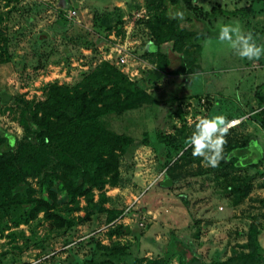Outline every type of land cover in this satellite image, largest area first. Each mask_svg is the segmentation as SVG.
Here are the masks:
<instances>
[{"label":"rangeland","instance_id":"374dc122","mask_svg":"<svg viewBox=\"0 0 264 264\" xmlns=\"http://www.w3.org/2000/svg\"><path fill=\"white\" fill-rule=\"evenodd\" d=\"M194 1L204 9L213 3L227 10L241 5ZM250 7L246 16L209 20L215 27L198 44L195 64L169 75L158 66L157 53H148L144 22L159 12L158 0L100 5L93 0H0V129L16 140L26 138L21 125L27 106L42 99L48 84L72 87L101 62L131 83L158 74L145 90L149 103L100 119L105 129L129 139L119 157L117 185L92 191L91 204L82 198L70 203L55 179L29 178L31 200H45L52 217L34 212L33 204L0 206V264H185L190 256L211 264L245 252L252 229L264 248V164L238 168L220 160L218 167H205L185 145L200 117L228 120L249 114L264 123V56L241 59L217 42L221 26L238 22L264 44V5ZM141 11L146 20H136ZM184 18L179 20L186 29L201 27ZM194 42L184 43L185 55L196 54ZM169 46L160 45L159 55ZM250 122L229 130L226 141L247 144L248 138H257L259 127ZM185 149L187 154H181ZM224 150L225 145L222 156ZM245 151L237 152L239 158ZM232 179L248 187L235 206L229 194ZM165 181L169 184L162 186ZM117 226L132 235L115 234Z\"/></svg>","mask_w":264,"mask_h":264},{"label":"trees","instance_id":"16d2710c","mask_svg":"<svg viewBox=\"0 0 264 264\" xmlns=\"http://www.w3.org/2000/svg\"><path fill=\"white\" fill-rule=\"evenodd\" d=\"M249 2L259 3L260 0ZM261 4L264 5V1ZM158 6L160 9L156 16L144 22L151 43L148 53H157L158 66L169 75L183 72L195 64L201 51L198 44L215 27L210 26L211 20L235 18L240 14V9L227 10L226 5L218 3L204 9L194 0H158ZM183 9L188 13L184 19H193L201 25L200 28L188 30L180 25L179 19L168 14L169 10L173 15ZM187 40L196 42V54L190 56L182 52ZM164 43H170V46L164 55H159V47ZM157 78L158 74L151 72L142 81L131 83L118 69L101 62L72 87L48 84L42 99L27 106V115L21 125L25 139L16 140L0 129V206L19 204L26 208L33 204L34 212H43L45 217L51 218L45 200H31L28 192L27 180L39 175L44 181L50 178L58 181L70 203L82 198L91 204L92 191L115 187L119 157L128 150L129 139L105 129L100 119L121 115L138 104L149 103L150 97L145 90ZM246 118L264 130V123L257 118L251 115ZM245 147L246 142L236 144L228 140L221 160L238 168L254 167L263 162L253 155L252 160L241 165L237 152ZM186 150L181 154L186 155ZM168 184L169 181H165L162 186ZM23 187H26L24 194H19ZM229 194L231 205H238L248 195V187L242 181L232 179ZM114 233L132 235L128 228L120 226ZM257 237L258 232L250 230L243 246L245 252H234L225 260L212 261L211 264H264V248L258 244ZM115 251L113 249L111 253Z\"/></svg>","mask_w":264,"mask_h":264},{"label":"clouds","instance_id":"9594fccd","mask_svg":"<svg viewBox=\"0 0 264 264\" xmlns=\"http://www.w3.org/2000/svg\"><path fill=\"white\" fill-rule=\"evenodd\" d=\"M172 18L183 19L184 12L176 11ZM217 42L227 44L241 59L259 60L264 56V44H258L251 32H245L239 25H223L219 29ZM229 131L228 122L223 116L200 117L191 135L185 140L191 155L201 158L205 167H218L222 159L225 137Z\"/></svg>","mask_w":264,"mask_h":264},{"label":"crops","instance_id":"0c3cea01","mask_svg":"<svg viewBox=\"0 0 264 264\" xmlns=\"http://www.w3.org/2000/svg\"><path fill=\"white\" fill-rule=\"evenodd\" d=\"M236 1H238L237 3H240L241 4V5H239L240 8H238V9H240V13H242L241 16H246L247 13L250 12V10H251L250 5H252V4H250L249 0H236ZM236 1H234V2H236ZM263 1L264 0H260L259 3L263 2ZM239 6H237V7H239ZM241 6H244V7L242 8ZM235 9H237V8H235ZM225 25H227V24H225ZM248 115L249 114H242V115H240L238 117H230L228 120L235 119V118H242V117L248 116ZM228 120H226V121H228ZM246 120H244L243 122L245 123ZM250 123H252V122H250ZM252 124H254V123H252ZM250 129H251V127H250V125L247 122L245 124V130L246 131H250ZM252 130H255V129L252 127ZM255 132H256L257 138H248L247 144H246V147H245L246 148V151L242 153V156L243 157H240L241 159L240 158L238 159V162L241 165H245L248 161H250L252 159V156L255 154V153H253L254 151L255 152L257 151L256 153H257V158L258 159H263V162L260 163L259 166H261L262 164H264V130H261L259 128L258 131H255ZM249 151H251V152H249ZM245 153H247V154H245ZM246 155H247V157H245ZM253 158H254V156H253Z\"/></svg>","mask_w":264,"mask_h":264},{"label":"built area","instance_id":"2783aa9c","mask_svg":"<svg viewBox=\"0 0 264 264\" xmlns=\"http://www.w3.org/2000/svg\"><path fill=\"white\" fill-rule=\"evenodd\" d=\"M135 18H136V20H142V19H145L146 20L147 19V16L144 15V11H141L138 14H136ZM120 62L124 63V61L122 60V58L120 59ZM244 118L245 117H243V118H235V119L229 120L228 121V127H229V129L238 126L243 121ZM160 175H159V177H160Z\"/></svg>","mask_w":264,"mask_h":264},{"label":"water","instance_id":"95a60500","mask_svg":"<svg viewBox=\"0 0 264 264\" xmlns=\"http://www.w3.org/2000/svg\"><path fill=\"white\" fill-rule=\"evenodd\" d=\"M69 1L73 2L74 0H69ZM227 25H232V24H227ZM186 264H202V263L197 258L191 256L186 260Z\"/></svg>","mask_w":264,"mask_h":264},{"label":"flooded vegetation","instance_id":"af4514ba","mask_svg":"<svg viewBox=\"0 0 264 264\" xmlns=\"http://www.w3.org/2000/svg\"><path fill=\"white\" fill-rule=\"evenodd\" d=\"M92 1V0H91ZM108 0H93V2L96 4V5H100L101 3L103 2H107Z\"/></svg>","mask_w":264,"mask_h":264}]
</instances>
